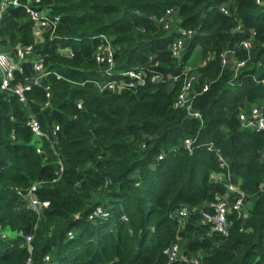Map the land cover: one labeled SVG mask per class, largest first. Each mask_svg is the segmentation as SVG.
<instances>
[{
    "label": "trees",
    "instance_id": "16d2710c",
    "mask_svg": "<svg viewBox=\"0 0 264 264\" xmlns=\"http://www.w3.org/2000/svg\"><path fill=\"white\" fill-rule=\"evenodd\" d=\"M38 6L59 15L51 38L35 41L22 6L9 5L0 17V43L11 54L16 43L33 44L50 70L24 90V101L12 88L32 74L31 60L13 71L9 88L0 86V226L7 233L0 236V264H166L164 251L177 237L201 264H264V128L243 127L237 115L264 105V0H39ZM168 7L176 22L164 28L156 17ZM181 28L193 33L175 57L169 44ZM252 30L245 48L240 42ZM102 35L116 45V71L143 68L161 79L100 89L94 80L112 76L93 57ZM65 45L73 56L59 53ZM196 46L201 61L192 69V108L199 116L174 106ZM224 50L244 65L235 71L233 59L222 64ZM46 84L51 97L43 106ZM30 114L48 137L33 133ZM219 152L247 194L248 216L229 213L226 237L199 222L201 210L227 191L212 177L226 170ZM31 184L48 201L39 213L17 192ZM182 205L189 214L181 223ZM97 206L107 215L89 219Z\"/></svg>",
    "mask_w": 264,
    "mask_h": 264
},
{
    "label": "built area",
    "instance_id": "2783aa9c",
    "mask_svg": "<svg viewBox=\"0 0 264 264\" xmlns=\"http://www.w3.org/2000/svg\"><path fill=\"white\" fill-rule=\"evenodd\" d=\"M256 1L259 2V0ZM9 5H18L24 8L32 22V33L35 41L42 40L45 35L49 36V38L54 35L58 26L59 15L51 14L48 10V6L39 7V0H27L25 2H22L21 0H0V17L2 12ZM220 8L222 11L226 13L228 12L225 4H222ZM174 11V7L166 8L163 14L156 17L157 23L164 28H169L173 22L172 16L174 15ZM240 28L241 23H238L236 29ZM192 33L193 29L191 28H181L180 33L173 38L169 44L171 55L175 57H179L181 55L184 43ZM253 33L254 31L252 30L250 36L241 40L240 44L243 47L249 48L251 46ZM100 37V41L93 51V57L99 65H103V72L112 75H108L109 77L103 80H94L100 89L107 88L113 91H119L144 83L148 77L154 81L161 79L159 74H148V72L143 68H129L116 71L114 69V54L116 45L113 44V42L105 35ZM13 48L15 49V54H11L8 48L0 43V86L2 88H9V82L13 78V71L15 69L22 71V62L24 60H31L32 74L24 76V80L17 82L12 88V90L18 94L19 99L24 101V90L29 88L31 84L39 83L41 77L48 74L50 70L46 69L44 66L42 54L33 53V44L24 45L16 43L13 45ZM57 50L60 54L68 57L74 55V51L69 45L60 46ZM231 53L232 50H224L221 52L220 55L222 64H227L229 60H234L233 57L232 59L230 58ZM234 63V69L237 71L240 66L244 65L245 59L234 60ZM181 74L183 75L182 84L174 99V106L184 108L190 115L199 116V111L192 108V98L196 93L194 89V82L197 78V73L185 66L181 70ZM56 76L59 77L60 74L56 73ZM178 76L179 74H174L172 75V79L175 80ZM262 80L264 81V77ZM202 88L206 89L207 83H204ZM50 97V86L49 84H46L43 106H48L50 104ZM78 105H80V103H78ZM237 115L239 122L243 127H253L256 129L264 128V105L252 104L249 108L240 110ZM28 124L35 135L48 137L46 130L41 128L34 115L30 114ZM57 129L58 125L55 124L52 128V133H55ZM184 144L190 148V139L185 138ZM36 150L41 151V147L38 145ZM217 157L220 166L226 167V170L213 172L212 177L216 180L223 181L227 191L225 193L218 194L216 199L210 201L208 203V209L201 210L199 222L203 225H209V232L215 231L223 237H226L229 234L230 222L227 218L229 213L235 212L238 217L243 219L248 216L246 207L247 194L239 186L238 182L233 180L232 172L229 170L227 159L220 152L217 154ZM34 186L35 184H31L25 193H22L20 189H17V192L26 197L32 209L35 210L36 213H39L44 206L48 205V201L38 199L36 193L34 192ZM188 214L189 206L182 205L177 212V215L181 219V223ZM96 215H107V213L103 212L100 206H97L96 210L90 214L88 218L93 219ZM72 235L71 231L68 232L69 238H71ZM0 236L1 238L7 237V233L1 230V226ZM31 240L32 235H27L25 237L26 246L29 251L32 249ZM164 252L167 254L168 258L166 264H201V260L198 255L188 254L183 250V244L181 243L179 237H177V241L173 242ZM45 259H48V256H46Z\"/></svg>",
    "mask_w": 264,
    "mask_h": 264
},
{
    "label": "rangeland",
    "instance_id": "374dc122",
    "mask_svg": "<svg viewBox=\"0 0 264 264\" xmlns=\"http://www.w3.org/2000/svg\"><path fill=\"white\" fill-rule=\"evenodd\" d=\"M175 18L176 17L173 15L172 16L173 24L176 22ZM200 61H201L200 47L196 46L189 55V57L187 58L185 66L188 67L190 70H192L193 67H195Z\"/></svg>",
    "mask_w": 264,
    "mask_h": 264
}]
</instances>
